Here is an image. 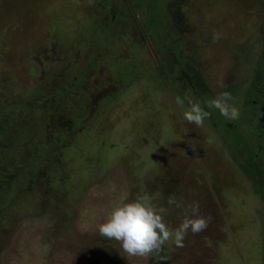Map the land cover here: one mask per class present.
<instances>
[{
  "label": "rangeland",
  "instance_id": "1",
  "mask_svg": "<svg viewBox=\"0 0 264 264\" xmlns=\"http://www.w3.org/2000/svg\"><path fill=\"white\" fill-rule=\"evenodd\" d=\"M181 1L185 21L176 19L174 36L186 48L173 51L195 61L203 107L227 90L237 120L214 108L202 127L182 119L185 96L200 103V94L180 78L157 77L154 55L135 47L137 28L125 27L122 0H0V264H264V200L253 186L264 189V0ZM112 16L106 29L99 19ZM214 32L223 36L216 43ZM44 73L66 83L67 104L42 106L56 92ZM257 82L261 106L252 103L259 94L244 101ZM22 158L34 159L24 180L22 165L13 168ZM249 162L254 180L242 169ZM138 195L167 209L171 227L183 212L168 205L170 195L198 201L212 219L160 259L129 257L98 225Z\"/></svg>",
  "mask_w": 264,
  "mask_h": 264
},
{
  "label": "clouds",
  "instance_id": "2",
  "mask_svg": "<svg viewBox=\"0 0 264 264\" xmlns=\"http://www.w3.org/2000/svg\"><path fill=\"white\" fill-rule=\"evenodd\" d=\"M222 38L221 33L214 32L212 42L216 43ZM177 104L184 105L185 100L177 99ZM187 104L188 108L183 112L182 119L202 127L210 112L191 97L187 98ZM207 108L218 110L220 115L228 120L240 118V109L227 90L209 101ZM193 150L195 151L194 147ZM167 203L183 212V217L176 227H171L165 221L167 209L155 205L153 197L138 195L132 200L125 198L113 206L99 223V234L118 241L123 252L129 257H139L144 260L160 259L166 245L171 243L179 248L184 247L188 233L191 232L193 235L201 233L212 219L211 216L205 217L200 214L198 201L185 202L183 198L170 195Z\"/></svg>",
  "mask_w": 264,
  "mask_h": 264
},
{
  "label": "flooded vegetation",
  "instance_id": "3",
  "mask_svg": "<svg viewBox=\"0 0 264 264\" xmlns=\"http://www.w3.org/2000/svg\"><path fill=\"white\" fill-rule=\"evenodd\" d=\"M144 1L147 4L146 8L139 9L137 7V5L135 7L132 5V3L129 0H126V3L129 5V9L124 10V13H126V11H127V13H126L127 14V16H126L127 22H126V26H125L127 28V30H129L130 28H132V29L137 28L136 29L137 32L140 33L139 34L140 40L135 42V47L140 46L142 49H144L143 52H146L147 50H149L151 52V54L154 55L153 59L156 58L155 60H156V64H157V66H156L157 77L160 80L165 81V80H169V79L173 80V79L180 78L186 84L189 83V85L191 86V90H192L191 92L192 93L198 92V94H200V97L203 96L202 91H200V90H203L204 86H206V85H204L203 79H202L203 82L201 81L200 86L192 87L193 86V79H194V77H196V75H198V73L196 72V69H194V67L192 66V64L195 63V61L191 60L192 56H190L188 54L189 52H186L185 56H183L181 53L180 54L182 57L177 56L176 52L173 51L175 48H178L177 46H182L183 49L186 48L185 45H180V42H179L180 40L176 39L174 36V34H175L174 32L176 31V29L181 27L180 22H182V21H178L179 22L178 23L176 21V19L180 20L179 17L181 15L182 20L185 21V16L183 13L186 11L182 8L183 7L182 6L183 1H181V0H144ZM153 5L157 6L158 9L155 8L156 9L155 10L153 8ZM195 10L191 9L188 12H194ZM139 12H142V13H139ZM155 12H158V14H156ZM170 12H172V13L170 14ZM178 12L180 14H178ZM120 13H123V12H120ZM156 15H157V17H156ZM97 16H99V14H97L96 17ZM99 17H101V16H99ZM114 18H115V16H112L110 18V20L104 19V17L102 19H99V18L98 19L100 20V22L101 21H102V23L104 22V24H102L103 27H107V26L111 27L114 24L113 23ZM134 23H135V25H134ZM127 24H129V25H127ZM172 24H174V28H173ZM186 24H188V23L186 22ZM183 25H184V23H183ZM191 26H192V24H191ZM106 29H108V27ZM190 30H192V28L185 31L186 33H184V35H190V33H191ZM148 32H150L152 35H154L153 38H151V39L149 38V36L147 35ZM127 33L128 32H126V34ZM103 35H105V39H107L108 41L110 40V37L108 34H103ZM127 36H128V34H127ZM167 39H170L169 42H167ZM187 39H189V38H187ZM101 41H102V43H100V45H97V46H101L102 44L106 43L103 40H101ZM187 41H190V39ZM78 42H80V39ZM112 43H114V42L111 41V44ZM178 51H179V49H178ZM262 51H263V55H264V43L262 44ZM180 52H181V49H180ZM237 58L239 59L238 56H237ZM38 59L40 60V57H38ZM91 59H93V58H91ZM239 63H242V62H239ZM44 74L48 75L46 73H44ZM48 76H50V78L51 77H58L59 74H49ZM171 77H173V78H171ZM256 81H257V79L255 80V82ZM54 83H57V81L50 79L49 85L52 86V84H54ZM258 85H259V83L257 82V84L255 85V88L257 91L256 90H254L253 92L249 91L248 94L244 96L245 103H247L246 101H250V99L248 98V97H250L249 95L254 96L255 94H259V97H256V98L252 97V98H255L254 100H252V103L257 104V106H261V104L263 103V101L261 100V98H262L261 93H263V92H260ZM201 86H202V88H200ZM105 90H108V89H105ZM63 91L64 92H62V93H64V95L66 97L69 95L71 96V94L66 93V91H67L66 89H64ZM187 96H189V95H186L185 97H187Z\"/></svg>",
  "mask_w": 264,
  "mask_h": 264
},
{
  "label": "trees",
  "instance_id": "4",
  "mask_svg": "<svg viewBox=\"0 0 264 264\" xmlns=\"http://www.w3.org/2000/svg\"><path fill=\"white\" fill-rule=\"evenodd\" d=\"M144 1V0H143ZM132 2V1H131ZM135 2V1H134ZM122 3H123V9H122V7H121V10L124 12V10L125 9H129V5L126 3V0H122ZM132 4H133V2H132ZM136 5H138V4H136V2H135V4L133 5V6H135L136 7ZM138 7V6H137ZM115 8V7H114ZM114 8H110V10L112 9H114ZM125 8V9H124ZM138 40H140V39H138V38H136L135 39V41H138ZM101 47L102 46H100V47H97L99 50H98V53L99 54H101V52H103V50L101 49ZM93 56H95V57H92L93 59H97L98 57H100V55H93ZM92 60V59H91ZM90 60V62H94L93 60L91 61ZM100 62L101 61H103V60H99ZM87 63H89V61H87ZM87 63L85 62V63H83L82 64V68H81V70H82V72H83V76L81 77V78H79L78 77V81H77V83H82L83 84V82H82V79L84 78V77H86L87 75ZM64 66V65H63ZM62 66V67H63ZM81 72V71H80ZM80 72H78L77 71V74L78 73H80ZM89 72V71H88ZM93 72V71H92ZM77 74H76V76H77ZM56 78L57 77H51V79L52 80H54V81H57L56 80ZM63 81L62 80H58L57 81V85L55 84V91L56 92H54L52 95H51V100H48V101H45L44 102V104H42V106L44 105L45 107H48V106H50V109H55V102H62V103H64V104H67V102L72 98V94H71V96L69 95V96H65L64 95V93H62V92H64L63 90H64V88H65V86H66V83H64V84H62V85H60L61 83H62ZM76 83V84H77ZM88 85H96L97 83H93L92 84V82H90V81H88V83H87ZM62 86H64V88H62ZM91 88H93V87H91ZM58 90V91H57ZM62 96H64L63 98H62ZM59 97H61V99H58ZM89 97H90V95H87V99H86V103H88V99H89ZM188 97H191V96H188ZM186 99H187V97H185ZM204 99H205V97L204 96H201L200 97V103L202 104V107H203V104H206V103H204ZM186 104H187V102H186ZM204 108H205V110L207 109V107L206 106H204ZM86 110H87V108H86ZM207 111V110H206ZM257 129H259V127H257ZM260 133L261 132H259V134H258V137H259V140H261L260 139ZM8 134V133H7ZM9 138H11L10 136H8ZM7 136H6V139L8 138ZM2 140H3V138L2 137H0ZM5 140V139H4ZM8 141V140H7ZM262 143H264V141L263 140H261L260 141V143H259V145L260 144H262ZM6 144H7V142H6ZM26 160V164H24L23 163V161H25ZM15 161V160H14ZM32 162H34V159H30V158H27V159H23L22 158V160H20V164H19V162H14V164H13V168H14V170H17L19 167H17L18 165H20V167H21V165H22V169H21V171H22V175H25V171H26V169H29L30 168V165H31V168H32ZM15 167H17V168H15ZM243 170H244V172L247 174V176H249V177H252V179L254 178V175L252 174L253 173V168H252V165H251V163L249 162V168L248 169H246V168H242ZM21 176V175H20ZM10 178H9V180H8V183H9V186L12 184V188H13V186H14V184L17 182V179L16 178H18V177H15L14 175H10L9 176ZM24 179H27V175H25V176H21V180H24ZM254 180V179H253ZM7 181V180H6ZM257 182H256V180H255V182H253V186L255 187V189H257V191L258 192H262V198H263V200H264V189H262L261 191H260V189H259V187H257V184H256ZM20 186H21V184H20ZM21 188V187H20ZM8 190V189H7Z\"/></svg>",
  "mask_w": 264,
  "mask_h": 264
}]
</instances>
